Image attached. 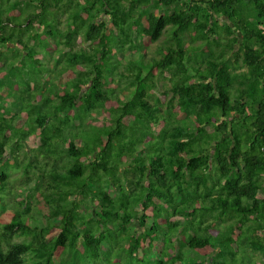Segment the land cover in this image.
<instances>
[{"label": "trees", "instance_id": "obj_1", "mask_svg": "<svg viewBox=\"0 0 264 264\" xmlns=\"http://www.w3.org/2000/svg\"><path fill=\"white\" fill-rule=\"evenodd\" d=\"M10 199L0 264L264 261V0H0Z\"/></svg>", "mask_w": 264, "mask_h": 264}, {"label": "rangeland", "instance_id": "obj_2", "mask_svg": "<svg viewBox=\"0 0 264 264\" xmlns=\"http://www.w3.org/2000/svg\"><path fill=\"white\" fill-rule=\"evenodd\" d=\"M132 38H135L136 39V41L137 42H141V38L140 37H136V34L135 33H133L132 34ZM81 43H83V41H82V38L81 37H77L76 38V44H81ZM154 44H152L151 45V47H150V49H149V51H148V54H147V57L149 58L151 55H153V48H154ZM40 56H42V59L43 60H45L44 58L45 57H47L48 56V54L47 53H45V52H42L41 54H40ZM198 56L199 55H197V56H195L194 57V59H196V60H198ZM123 57H126V58H128V59H132V58H135V56H133L130 52H127V53H125V55H123L122 53H120V52H118L116 55H115V58L116 59H119V60H121ZM229 62H230V64L232 65L233 64V59L232 58H230L229 59ZM144 74L146 73V69H144V72H143ZM169 75H168V73H164L161 77H160V79H159V81L157 82L158 83V85H163V84H167L168 83V81H167V77H168ZM131 80V79H130ZM130 80L129 79H126V78H123L120 82L118 81V83L117 84H119L118 85V90L120 91V93H119V96H120V98H124L125 99V97L127 96V95H131L132 93H133V90H134V86L130 83ZM94 121H96V122H98V123H104L105 122V120L102 118V117H100V116H98V115H95L94 116ZM28 142H29V144L31 145V146H33V145H36V138H35V136H30L29 138H28ZM22 180H24V177H21V178H18V179H16L15 181H14V184L15 185H18V184H21L22 183ZM30 185L31 186H33L34 185V183H30ZM22 196V194H21V192L18 194L17 193V191L15 192V193H13L12 194V198H14L16 201L18 200H20V197ZM71 201V198L69 199V201L68 202H70ZM87 201V200H86ZM0 207H2V209H9V208H14L15 207V203L10 199L9 201H7V202H4L3 204H2V206H0ZM181 221H182V219H180ZM262 231L264 232V222H262ZM115 228H116V226H115ZM130 233V228H127V231H122V230H118V235H119V237L117 238V240L118 239H120V237H123V241H125L126 239H124V235L125 234H129ZM124 234V235H123ZM111 236H116V234H115V232L114 231H111ZM24 239H26V237L25 236H20V235H14L13 236V238L11 239L12 240V242H19V241H22V240H24ZM117 240L115 241H111L110 243L112 244L111 246H112V248L108 251V255L109 256H117L118 255V258H119V260H120V262L122 263V264H131V259H129L126 255H125V252H124V250L120 253V251L119 250H117V248H118V244H117ZM261 255H259V254H257V255H255V254H252V255H248L247 257L246 256H242V255H240V257L241 258H237L238 259V261H239V263L240 264H264V261H259V257H260ZM112 259V258H111ZM258 259V260H257ZM114 260V259H113ZM134 261H136V259H133V263H134ZM142 261V260H141ZM144 263H146V261H143ZM143 262H141V263H139V264H143ZM82 264H94V262H93V260H89V262H83Z\"/></svg>", "mask_w": 264, "mask_h": 264}]
</instances>
